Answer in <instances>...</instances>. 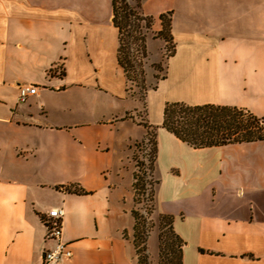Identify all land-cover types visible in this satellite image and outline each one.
Here are the masks:
<instances>
[{
  "label": "crops",
  "instance_id": "0c3cea01",
  "mask_svg": "<svg viewBox=\"0 0 264 264\" xmlns=\"http://www.w3.org/2000/svg\"><path fill=\"white\" fill-rule=\"evenodd\" d=\"M130 1L154 33L159 15L170 13L171 30L176 21L180 82L201 96L172 102L264 118V0ZM111 20L112 0H0V264H42L53 208L71 257L50 264H137L130 150L146 130L125 118L136 108H111L126 96ZM22 85L35 92L19 102ZM163 106L145 120L155 127L152 216L171 218L180 264H264V140L193 148L160 127Z\"/></svg>",
  "mask_w": 264,
  "mask_h": 264
},
{
  "label": "trees",
  "instance_id": "16d2710c",
  "mask_svg": "<svg viewBox=\"0 0 264 264\" xmlns=\"http://www.w3.org/2000/svg\"><path fill=\"white\" fill-rule=\"evenodd\" d=\"M112 24L117 30V51L116 61L121 68L124 78L127 82L136 84L135 67L140 65V62L133 58L129 52L130 39L132 42L139 43L137 50L145 53V34L150 30L152 18L142 15L136 7L130 6L126 0H112ZM160 30L153 34V38L161 39L164 42L169 58L174 53V45L171 36V19L170 13L159 15ZM132 24V32H140L139 37L133 36L131 33L123 39L125 28L128 24ZM143 23V25H141ZM160 69V66H158ZM164 71V70H163ZM165 74V72H164ZM165 75L161 78L163 80ZM155 88V87H154ZM140 124L146 130V138L148 141L150 136L149 130H154L155 127L148 125L145 121ZM161 128L172 134L179 141L193 147L206 148L213 146H222L226 144L247 143L253 141L264 140V118H257L249 111L242 108L219 106L213 104L202 105H186L182 102H165L162 110ZM152 133V142L150 149V157L148 160L149 172H152L153 162L156 155L155 133ZM143 163L134 159V172L132 173V191L133 202H139V196L143 194L145 181L140 175ZM154 181L150 182V190L147 194V202L151 204ZM68 192L77 195H83L85 192L74 186L66 188ZM134 223L132 226V244L137 255V264H148V258L144 247L145 231L144 223L141 221L136 210L130 212ZM160 227L166 226L172 235L178 240V246L175 251L176 263L180 264L181 258V240L174 234L172 230V220L167 216L159 217ZM161 235L158 236V255L163 252ZM169 247V245H168Z\"/></svg>",
  "mask_w": 264,
  "mask_h": 264
},
{
  "label": "rangeland",
  "instance_id": "374dc122",
  "mask_svg": "<svg viewBox=\"0 0 264 264\" xmlns=\"http://www.w3.org/2000/svg\"><path fill=\"white\" fill-rule=\"evenodd\" d=\"M126 2L130 6L134 7L133 1L126 0ZM141 25H143V23H141ZM173 26L174 29L171 30V36L175 52L173 57L170 59H167L165 56L167 52L165 50L164 42L161 39H157L155 37L153 38V34L155 33L152 32V30H148V32L145 34L144 57H142V53L137 50V45L139 43L137 42L134 44V42H132L130 39L129 52L133 58L140 62V65L134 69L136 75V84L127 82L126 96H122V99H120L119 96H116L117 98H115L114 103L112 104L113 107L111 108L115 111L114 114L116 116L123 115L125 110L131 109V111H133L132 109L136 108L137 112L132 115L126 113L125 118H135L139 122L140 120H148L149 123L157 122L161 115L160 105L163 102L165 104V102H172V100H182L183 98L189 100L197 96H201L198 93L194 94L192 92H188L183 88L184 83L180 82L177 71V49L179 47L181 53L183 54V44L179 41L178 45L176 35V21L174 22ZM132 30L133 26L130 23L125 28L126 32H124V40L125 36L129 33L135 37H139L141 33H144L143 29H141L140 32H132ZM158 66H160V69ZM164 75L166 76V79L161 81L160 79ZM116 86L117 92L121 96L123 90L120 87V83L117 82ZM247 96L250 97L251 95L248 94ZM146 113H148L147 116ZM126 127L129 132L131 130H137L135 133L138 134L139 132L138 138H141V131L139 127L133 126L130 128L128 124H126ZM149 131L150 136L148 141L137 143L132 146V151L130 150L131 161L133 165L134 159L143 163L140 175L144 177L145 181L143 194L139 196L138 203H133L132 210H136L138 212L139 216L141 217V221L144 223V247L145 250H147L151 264H155L156 259V264H175V251L178 246V240L174 237V235L171 234L172 232L170 233V230L165 225L160 227L159 218L156 221V217L152 216V205L147 202V194L150 190V182L153 181L151 173L149 172L148 160L150 157L152 142L151 134L154 132V130ZM122 224L130 227L131 217L129 213L128 216L122 220ZM159 235H161L163 252L157 257V243Z\"/></svg>",
  "mask_w": 264,
  "mask_h": 264
},
{
  "label": "built area",
  "instance_id": "2783aa9c",
  "mask_svg": "<svg viewBox=\"0 0 264 264\" xmlns=\"http://www.w3.org/2000/svg\"><path fill=\"white\" fill-rule=\"evenodd\" d=\"M17 93V100L24 102L26 98L35 92L34 86H19ZM63 210L59 208L50 209L45 218L42 220L45 231V239L53 241V247L46 250L42 254V264H50L58 260V258L71 257V252L67 249L62 241L61 220Z\"/></svg>",
  "mask_w": 264,
  "mask_h": 264
}]
</instances>
